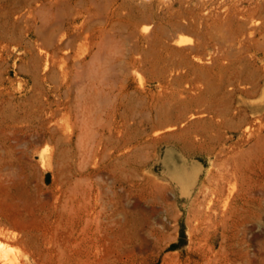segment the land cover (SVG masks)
Returning a JSON list of instances; mask_svg holds the SVG:
<instances>
[{"label":"rangeland","instance_id":"1","mask_svg":"<svg viewBox=\"0 0 264 264\" xmlns=\"http://www.w3.org/2000/svg\"><path fill=\"white\" fill-rule=\"evenodd\" d=\"M0 264H264V0H0Z\"/></svg>","mask_w":264,"mask_h":264},{"label":"crops","instance_id":"2","mask_svg":"<svg viewBox=\"0 0 264 264\" xmlns=\"http://www.w3.org/2000/svg\"><path fill=\"white\" fill-rule=\"evenodd\" d=\"M7 1H9V0H7ZM37 34L39 35V36H42L43 37V39H44V41L47 43V44H51V42H50V39H49V34H50V32H37Z\"/></svg>","mask_w":264,"mask_h":264},{"label":"bare ground","instance_id":"3","mask_svg":"<svg viewBox=\"0 0 264 264\" xmlns=\"http://www.w3.org/2000/svg\"><path fill=\"white\" fill-rule=\"evenodd\" d=\"M232 192V191H231ZM227 204V203H226ZM224 205H225V203H224Z\"/></svg>","mask_w":264,"mask_h":264}]
</instances>
